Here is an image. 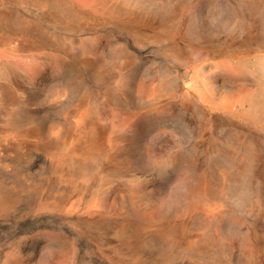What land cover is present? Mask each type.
Wrapping results in <instances>:
<instances>
[{
  "label": "rangeland",
  "instance_id": "rangeland-1",
  "mask_svg": "<svg viewBox=\"0 0 264 264\" xmlns=\"http://www.w3.org/2000/svg\"><path fill=\"white\" fill-rule=\"evenodd\" d=\"M0 264H264V0H0Z\"/></svg>",
  "mask_w": 264,
  "mask_h": 264
}]
</instances>
